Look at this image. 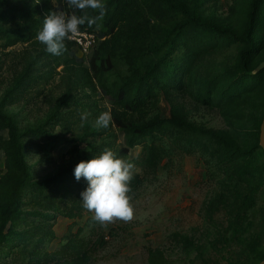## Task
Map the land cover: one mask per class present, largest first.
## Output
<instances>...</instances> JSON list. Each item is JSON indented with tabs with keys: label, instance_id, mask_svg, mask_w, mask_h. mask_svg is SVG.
Masks as SVG:
<instances>
[{
	"label": "trees",
	"instance_id": "1",
	"mask_svg": "<svg viewBox=\"0 0 264 264\" xmlns=\"http://www.w3.org/2000/svg\"><path fill=\"white\" fill-rule=\"evenodd\" d=\"M205 1L105 0L107 12L97 21L100 27L81 26L96 31L101 38L89 56L90 66L77 68L84 77L98 81L111 105L112 120L107 128L92 129L88 124L84 134L74 137L65 109L85 105L71 95L41 123L21 127L9 106L20 100L31 83L50 79L36 76V69L27 68L5 91L0 98V257L18 254L25 264H39L56 238L53 227L57 215L80 216L84 209L80 195L88 185L83 178L76 180L75 166L105 149L121 158L142 145L144 154L137 163L153 169L165 155L199 152L212 175H223L224 202L233 208V228L248 225V234L244 233L246 228L238 233L247 250L239 264H258L264 259V215L258 229L257 216L252 214L264 191V149L260 146L264 69L253 72L264 60V0L237 1L235 19L222 22L204 14ZM57 2L54 9V0H0V49L37 43L36 33L53 9L68 15L83 14L70 9L66 0ZM65 44L68 51L63 53L62 62L73 68L84 57L76 54L73 41ZM232 47L238 52L229 67L203 72L206 56ZM70 82L81 85L73 77ZM163 90L219 108L226 127L208 131L192 124L181 103L174 100L169 117L137 121L134 116L155 104ZM57 126H61L60 132ZM115 130L125 136V145L120 148H114ZM205 136L210 142L203 139ZM68 142L77 161L39 178L27 160L28 146H37L45 156H51L52 150ZM83 143L85 147H81ZM134 180L140 181L138 175L131 183ZM174 235L190 243L187 234ZM148 261L169 264L159 247L149 249Z\"/></svg>",
	"mask_w": 264,
	"mask_h": 264
},
{
	"label": "rangeland",
	"instance_id": "2",
	"mask_svg": "<svg viewBox=\"0 0 264 264\" xmlns=\"http://www.w3.org/2000/svg\"><path fill=\"white\" fill-rule=\"evenodd\" d=\"M237 1L243 2L206 0L204 14L218 22L233 21ZM54 2L58 4L57 0ZM237 52V47L213 51L203 61V72L206 74L229 67ZM64 58V54L48 53L46 46L40 42L19 43L4 51L0 49V98L27 68L36 69V76H50L47 82L39 83L37 80L40 79H37L38 83H31L20 100L9 106V110L16 113L21 127L41 123L68 95L85 105L65 109L74 137L84 134L88 124L95 129L92 125L102 112L111 114L112 107L104 99L98 81L92 76L84 77L78 71L77 66H90L89 57L85 56L80 65L74 64L73 68L62 62ZM71 77L78 79L81 85L70 82ZM173 100L181 103L192 124L208 131L226 127L219 108L198 104L189 95L167 93L165 90L155 104L134 117L137 121L169 117ZM84 112L89 115L88 122L82 126L81 114ZM56 131L60 132L61 126H57ZM114 132V148L124 146V134L117 130ZM203 139L210 142L208 136ZM71 146V142L64 143L52 150L51 156H45L37 146L30 145L27 160L36 175L43 178L77 161V155L69 151ZM85 146L86 143H83L81 147ZM143 154V146L139 145L131 149L127 157H121L134 165L133 178L138 175L140 180L131 183L135 219L130 223L117 221L102 227L93 221V213L85 209L75 217L59 214L53 227L56 238L49 243V254L39 264H149V249L156 247L164 250L169 264H239V260L247 256L238 233L246 228L244 233L248 234V225L238 229L231 225L233 208L224 202L223 175H212V170L199 152L165 155L155 169L137 163ZM36 207L28 205L31 209ZM252 214L257 216L259 229V222L262 227L261 216L264 215V191ZM176 232L187 234L190 243L182 242L174 235ZM75 257L80 259L75 260ZM0 264L25 262L18 254L8 257L2 254Z\"/></svg>",
	"mask_w": 264,
	"mask_h": 264
},
{
	"label": "clouds",
	"instance_id": "3",
	"mask_svg": "<svg viewBox=\"0 0 264 264\" xmlns=\"http://www.w3.org/2000/svg\"><path fill=\"white\" fill-rule=\"evenodd\" d=\"M40 0H36L39 3ZM70 9L83 13L71 15L63 11L54 10L44 18L42 28L36 33V40L46 46V51L53 55H62L68 51L65 41H70L78 35L81 26L100 25L97 21L104 18L107 12L105 0H66ZM88 10L97 13L89 15ZM88 113L81 114V122H88ZM111 114L102 112L94 121L97 130L107 128L111 123ZM134 165L122 158H118L111 149H105L100 155L89 160L80 161L74 168L76 180L83 178L87 181V188L81 193L82 206L93 213L92 219L102 227L117 221L130 223L135 219V208L132 204L131 181Z\"/></svg>",
	"mask_w": 264,
	"mask_h": 264
},
{
	"label": "built area",
	"instance_id": "4",
	"mask_svg": "<svg viewBox=\"0 0 264 264\" xmlns=\"http://www.w3.org/2000/svg\"><path fill=\"white\" fill-rule=\"evenodd\" d=\"M100 40L101 38L96 31L93 32L87 29H80L78 35L73 37L71 41L75 43L77 55L89 57Z\"/></svg>",
	"mask_w": 264,
	"mask_h": 264
},
{
	"label": "water",
	"instance_id": "5",
	"mask_svg": "<svg viewBox=\"0 0 264 264\" xmlns=\"http://www.w3.org/2000/svg\"><path fill=\"white\" fill-rule=\"evenodd\" d=\"M262 69H264V60L260 62V64L254 69L253 72L257 73ZM260 146L264 149V118L260 127ZM258 264H264V259L260 261Z\"/></svg>",
	"mask_w": 264,
	"mask_h": 264
}]
</instances>
